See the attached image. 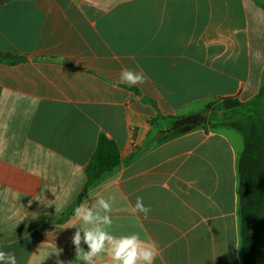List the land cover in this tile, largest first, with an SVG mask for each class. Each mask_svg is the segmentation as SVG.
<instances>
[{
	"label": "crops",
	"instance_id": "obj_1",
	"mask_svg": "<svg viewBox=\"0 0 264 264\" xmlns=\"http://www.w3.org/2000/svg\"><path fill=\"white\" fill-rule=\"evenodd\" d=\"M0 51L20 58L0 62V251L84 264L71 242L80 226L64 227L82 202L112 197L107 231L155 242L154 264H242L243 140L230 127L163 141L82 191L100 135L125 161L174 117L255 98L264 0H0ZM122 68L146 82L122 83ZM137 197L147 219L132 212ZM261 253L262 241L256 264Z\"/></svg>",
	"mask_w": 264,
	"mask_h": 264
},
{
	"label": "trees",
	"instance_id": "obj_2",
	"mask_svg": "<svg viewBox=\"0 0 264 264\" xmlns=\"http://www.w3.org/2000/svg\"><path fill=\"white\" fill-rule=\"evenodd\" d=\"M18 59L20 58L0 51V62ZM262 100H264V75L257 95L248 104L244 105L230 98L220 100L221 105L216 108L217 111H222L224 114L237 111L242 115L240 118L219 120L214 124L206 118L199 117L198 113L174 117L169 129L153 131L147 137L145 144L125 161L121 160L116 144L100 135L85 168L86 182L82 193L114 173L123 163L135 159L137 155L163 141L205 125L230 127L238 131L243 140L237 167L240 254L242 264H256L258 241L260 236L264 235V118H259L255 108L256 103ZM213 105V102L207 104L204 110L210 109ZM71 211L72 209L67 214ZM261 264H264V253Z\"/></svg>",
	"mask_w": 264,
	"mask_h": 264
},
{
	"label": "clouds",
	"instance_id": "obj_3",
	"mask_svg": "<svg viewBox=\"0 0 264 264\" xmlns=\"http://www.w3.org/2000/svg\"><path fill=\"white\" fill-rule=\"evenodd\" d=\"M120 81L135 86L145 83L146 77L142 71L122 68ZM113 199L100 197L91 207L82 202L74 209L78 223H70L64 228L80 226L71 238L75 246L76 259L83 261L84 264H95V258L106 253L110 257V264H154L159 255V248L155 242L148 243L142 240L138 233L118 238L107 231L112 225L110 213ZM150 211V206L144 204L143 198L137 197L132 212L142 214L147 219ZM82 241L87 245V251L81 247ZM60 251L56 252L57 256ZM0 264H17L15 254L0 251ZM57 264L64 262L57 260Z\"/></svg>",
	"mask_w": 264,
	"mask_h": 264
},
{
	"label": "rangeland",
	"instance_id": "obj_4",
	"mask_svg": "<svg viewBox=\"0 0 264 264\" xmlns=\"http://www.w3.org/2000/svg\"><path fill=\"white\" fill-rule=\"evenodd\" d=\"M214 105L208 109V110H203L206 111L205 114H201V111L199 113V117L201 118H206L208 119L209 122H212L214 124L218 123L219 120H230V119H235V118H240L242 115L239 112H230L229 114H224L222 111H217L216 108L221 105V101H214ZM256 112H258L259 118H264V115H262V112H264V100L258 101L256 103ZM264 244V235H261L258 241V248L261 244ZM262 261V253H261V258H259V262ZM261 264V263H260Z\"/></svg>",
	"mask_w": 264,
	"mask_h": 264
},
{
	"label": "water",
	"instance_id": "obj_5",
	"mask_svg": "<svg viewBox=\"0 0 264 264\" xmlns=\"http://www.w3.org/2000/svg\"><path fill=\"white\" fill-rule=\"evenodd\" d=\"M205 113H206V111L201 112V114H205Z\"/></svg>",
	"mask_w": 264,
	"mask_h": 264
}]
</instances>
